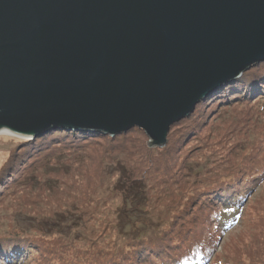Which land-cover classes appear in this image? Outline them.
I'll list each match as a JSON object with an SVG mask.
<instances>
[{
    "label": "water",
    "instance_id": "water-1",
    "mask_svg": "<svg viewBox=\"0 0 264 264\" xmlns=\"http://www.w3.org/2000/svg\"><path fill=\"white\" fill-rule=\"evenodd\" d=\"M264 62V0H0V131L163 147L203 99Z\"/></svg>",
    "mask_w": 264,
    "mask_h": 264
},
{
    "label": "rangeland",
    "instance_id": "rangeland-1",
    "mask_svg": "<svg viewBox=\"0 0 264 264\" xmlns=\"http://www.w3.org/2000/svg\"><path fill=\"white\" fill-rule=\"evenodd\" d=\"M221 100L220 95L214 97V99L211 98L205 111V114H208L209 121L199 134L195 136V139H193L194 136L192 138L188 137L184 141L181 139L184 131L193 125L194 118L179 122L172 127L167 136L168 141L165 146H168L166 150L172 153L175 158L177 157L178 165L181 166V172H183L181 189L177 192L173 193V189L171 194L168 193L172 188H170L171 183H167L164 188L165 194H160L155 189L150 191L151 196L147 197L148 201H150L149 207L147 198H141V201L136 203L131 197L130 199L125 197L122 202L120 196H116V192L121 190L119 185L120 182L124 181L123 175L112 164H109L111 163L110 158L114 159L115 157V148L112 147L118 146L120 142L109 140V138L112 139L116 135L105 134L107 139L103 143L93 146L92 157L88 161L69 166L66 171L61 168L55 170L47 168L52 171L45 170L38 174L43 179L51 178L58 188H51L50 191L45 189L47 187L30 190L25 186L23 188L25 191L22 193V188H20V198L30 201H27V203L33 206L34 212L37 210L45 212L44 217H37L38 221L24 217L28 213L21 208L22 206L18 208L12 207L13 200L5 199L0 203V214H5L7 211L9 214H7L8 216L2 215L0 217V245L6 246L9 241H12L11 239L33 238L29 232L41 235L40 238H56L58 241L64 242L61 236L71 228L82 226V228L91 229L94 226L96 228V224H98L100 231H104L98 223V219L104 218V220L111 221L114 217L113 213H116L112 211L114 206H117V210L123 217L124 230H128V233L132 231V233L138 234L141 238L144 237L143 235L147 236L150 234L154 237L157 233L162 232L164 214L158 218L156 216L161 212L160 207L163 205L169 207L168 212L170 215L174 211L182 214L179 218L180 222L177 220L175 229L170 230L173 232L172 235H168L170 247L160 256L157 262L167 263L171 259L166 258L164 254H173L176 257L183 253L184 247L188 246L186 241L196 231L195 227L197 226L194 224L189 222L180 224L185 221L188 214L186 211L192 209L197 199H203L209 204L218 205L226 198L228 201L232 200L234 208H238V210L236 215L229 221V224L221 225V229L218 228L220 230L217 231L209 224L204 227L207 237L210 238L207 249L213 250L207 253L209 258L205 259V264H253L251 259L256 257L264 258V100L253 106L229 105L227 108H225V105H228V101ZM224 110L226 111L223 112ZM249 111H252L253 115L250 121L246 118ZM138 130L144 131L143 136ZM131 131V134L130 132L118 134L115 140L119 139V135H131L130 139L133 142L131 148L134 147L132 149L136 150L135 147L145 141L146 146L151 150L163 148L161 149L162 153L165 152L164 146L161 148L149 146L150 137L144 129L136 126ZM22 140L21 137L12 133L0 134V178L5 167L19 152ZM259 143L263 144L259 146ZM107 147H109V150ZM245 153L248 154V158L243 157ZM249 153H251V156ZM136 154L135 152H132V155L129 153L131 157L133 155L136 156ZM182 158L185 160L183 164L181 162ZM115 160L117 161V159ZM240 160L247 162L241 172L233 177L230 175V167L234 165L238 168V164L233 163ZM104 164H109L110 171L101 180L108 184L107 190H110L113 194L108 197L110 198L108 202L103 204L100 202V208H96L95 213L90 212L93 211L92 209L87 212L84 206L88 207L87 210H89L95 205V202L88 203L85 202L86 200H82L83 193L77 188L86 182L87 176L90 177L92 175L91 188L98 187L100 189L99 183L101 182L94 180V178L102 175L103 172L99 170L105 167ZM120 168L125 172L123 167ZM225 168L229 169V172L225 171ZM220 169H223L219 172L221 177L215 180L210 187H207V192L198 189V187L205 186L208 178L214 176L213 173ZM107 177L108 182H106ZM37 179L41 180L40 177ZM221 186L223 188H220ZM196 188L197 191L193 192ZM74 189H77L78 193L81 194L79 198H72L71 192ZM242 191H246L244 195H241ZM178 194H180V197H177ZM191 194L194 195L190 202ZM176 198L179 200L177 204ZM14 201L16 202L17 200ZM3 205L11 207L3 208ZM124 206L125 210L122 211L121 209ZM14 213L18 216L17 218ZM200 213L201 211L196 212V214ZM46 220H52L53 222ZM39 221L43 222L39 223ZM106 227L112 229V225H106ZM87 231L84 233L88 234ZM152 231L154 232L153 234ZM75 232L79 231L75 230ZM121 232L125 233L123 230ZM30 245L17 243L13 245V247H16V249H13L15 250L13 253L8 252L6 254L5 250L0 251V261L4 260L6 264H12L13 260H17V264H26L20 261L24 258H33L35 254L34 251L31 252L28 249ZM68 255H70L68 251L62 254L55 253L54 257L58 261L57 264H63L61 261L66 262V260H63V256ZM257 261L259 260L255 262ZM186 264L200 263L197 260L186 262Z\"/></svg>",
    "mask_w": 264,
    "mask_h": 264
},
{
    "label": "trees",
    "instance_id": "trees-1",
    "mask_svg": "<svg viewBox=\"0 0 264 264\" xmlns=\"http://www.w3.org/2000/svg\"><path fill=\"white\" fill-rule=\"evenodd\" d=\"M218 95L221 96L223 101H228V105H225V108L229 105L253 106L256 103L263 101L264 62L255 65L240 78L226 84L221 89L203 99L196 105L194 112L190 116L179 121L181 123L186 119H195L193 125L189 126L184 131L181 138L182 141L188 137L192 138L193 136V139H195V136L199 134L205 125H207L209 117L208 114H205V111L208 108L211 98L214 99V97ZM225 111L226 110L223 112ZM246 118L249 121L253 118L252 111L247 113ZM179 122L173 126L177 125ZM131 130L127 133L130 132L131 134ZM138 132L143 136L144 131L138 130ZM106 136L107 135L99 131L59 128L52 129L33 139H23L20 143L21 148L19 152L11 159L2 172L0 178V203L5 199L13 200L12 207L18 208L19 206H22L21 208L28 213L27 216L24 217L38 221L37 217H44L45 212L38 210L34 212L35 209L32 205L27 203L28 200L20 198V188H22L21 193L25 191V189H23L25 186L30 190L47 187L45 189L50 191L51 188H58L51 178L43 179L42 176H39L38 174L41 171L50 170L47 168H53V170L61 168L63 171H66L69 166L88 161L92 157L91 153L93 146L101 142L103 143L104 140L107 139ZM117 137L118 135L112 137V139L109 138L112 142H120L118 146L112 147L115 148V157L114 159L110 158L111 163L109 164H112V166L123 175L124 181L120 182L119 185L121 190H117L116 192L118 194H116V196H120L122 202L125 200V197H128L129 199L131 197L136 203H139L141 198L145 199L151 196L150 191H152V189H155L160 194H165L164 188L167 183H171L170 188H172V190L168 192L170 194L173 189V193L181 189L180 185L181 178H183V172H181V166L178 165L177 157L175 158L172 153L166 150L168 145L164 146L165 152L162 153L161 149L163 148L160 147L161 149L157 148L151 150L146 146L145 141H143V143L138 144L135 147L136 150H134L132 149L134 147L131 148L133 143L130 139L131 135H119V139L115 140ZM262 144L263 143H259V146ZM107 148L109 150V147ZM132 152L137 153L136 156L133 155L131 157ZM129 153H131V155H129ZM249 155L251 156V153H249ZM243 157L248 158V154L245 153ZM115 159H117V161ZM181 162L182 164L185 163L184 158L181 159ZM246 162L247 161L244 160L234 162L233 164L237 163L239 167L237 168L232 165L230 167V175L233 177L237 176L245 166ZM109 164H104L105 167H102V170H99L103 172L102 175L94 178V180L101 182L99 183L100 189H98V187L91 188L92 175H90V177L87 176L86 182L77 188L83 193L82 200H86L85 202L88 203L95 202L94 206L97 204L96 207L92 206L89 210H87L88 207L86 208L84 206L87 212L92 209L93 211L90 212L95 213V209L100 208V202L102 204L108 202L110 199L108 197L113 194L110 190H107L108 184H105V181L101 180L104 178V175L106 177V173L110 171ZM120 167H123L125 172L122 171ZM207 169L209 170V168ZM221 170L223 169L214 172V176L208 178L206 185L198 187V189L207 192V187H210L215 180L221 177L219 175ZM225 171L229 172V169L225 168ZM38 177L42 179L39 180L37 179ZM106 182H108V177ZM220 188H223V186ZM77 189L72 190V198H79L81 196ZM195 191H197V188L193 192ZM245 192L246 191H242L241 195H244ZM193 195L194 194L190 195V202ZM177 197H180V194H178ZM14 200L17 201L15 202ZM149 202L150 201H148L147 198L148 207L150 204ZM178 202L179 200L176 198V204ZM233 204L232 200L228 201L226 198H224L218 205L212 203L209 204L203 199H197L193 206L190 204L192 209L186 211L188 214L185 221L180 224H185L186 222L194 224L197 226L195 227L196 231L188 241H186L188 246L184 247L183 253L176 257H174L173 254H164L166 258L171 259L167 263L157 262L159 261L160 256H162V254L170 247L171 244L169 243L170 238L168 235H172L173 232L170 230L175 229L177 220L180 222L179 218L182 214H179L178 211H174L170 215L168 212L169 207L163 205L160 207L161 212L156 216L158 218L164 214L162 220V232L157 233L154 237L150 234L147 236L143 235L144 237L141 238L138 234L132 233V231L131 233H128V230H124L125 226L123 225H125V223L123 224V217L120 215L119 210H117V206H114V210L112 211H115L116 213H113L114 217L111 221H107V219L104 220V218L98 219V223L102 226L101 228L104 231H100L98 224H96V228L94 226L91 229L82 228V226L71 228L68 232L62 234L61 238L64 242H60L56 238L48 239L43 236V238H40L41 235L29 232L33 238L27 237L23 240L11 239L12 241H9L6 246L0 245V251L5 250L4 252L6 254L8 252L13 253L15 251L13 249H16L13 245L17 243H24V245L34 243L28 246V249H30L31 252H35L33 258H24L20 261L26 264H57L58 261L54 257L55 253L62 254L67 251L70 252V255L63 256V260H66V262L61 261L63 264H186V262L188 263L197 260H199L200 264H205V259L207 260L209 258L207 253L213 250L207 249L210 238L207 237L204 227L209 224L218 231L221 229V225L229 224V221H231L236 215L238 210V208H234ZM211 205L215 207H212ZM3 206V208L11 207L7 205ZM121 210L124 211L125 206L122 207ZM198 211H201V213L196 214ZM7 214L8 211L5 214H0V217H2V215L6 216ZM37 214L39 215L36 216ZM14 215L16 218L18 217L15 213ZM43 221H39V223ZM46 221L53 222L52 220ZM106 225H112V229L106 227ZM75 230H78L79 232H75ZM121 230L125 233L121 232ZM86 231L88 234H85ZM153 233L154 232L152 231V234ZM212 236L211 233V237ZM256 260L259 261L255 262ZM251 262L253 264H264V258L256 257L251 259ZM17 263V260L12 261V264ZM0 264H6V262L3 260L0 261Z\"/></svg>",
    "mask_w": 264,
    "mask_h": 264
},
{
    "label": "bare ground",
    "instance_id": "bare-ground-1",
    "mask_svg": "<svg viewBox=\"0 0 264 264\" xmlns=\"http://www.w3.org/2000/svg\"><path fill=\"white\" fill-rule=\"evenodd\" d=\"M0 134H11V132H9L8 130H2L0 131Z\"/></svg>",
    "mask_w": 264,
    "mask_h": 264
}]
</instances>
